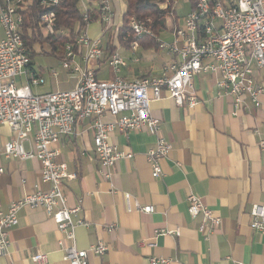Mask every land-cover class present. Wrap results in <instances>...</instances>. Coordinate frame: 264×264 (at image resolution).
<instances>
[{
    "label": "crops",
    "instance_id": "obj_1",
    "mask_svg": "<svg viewBox=\"0 0 264 264\" xmlns=\"http://www.w3.org/2000/svg\"><path fill=\"white\" fill-rule=\"evenodd\" d=\"M114 6L121 20L126 4L121 0ZM97 27L99 32L101 27ZM114 45L127 64L120 77L128 81L159 77L172 60L166 53L169 62L156 70L142 65L141 51L152 49L141 46L133 52L118 41ZM94 67L99 80L113 79L108 61L103 59ZM217 81L211 75L194 78L199 104L192 109L178 106L166 92L160 101L152 102V116L161 123L160 137L171 145L160 179L152 178L147 160L157 137L146 131H115L110 136L111 144L133 155L117 163L110 179L99 173L88 121L79 123L75 134L63 139L58 161L77 176L65 182V194L69 206L81 208L80 217L88 224L77 228L76 246L89 250L101 241L109 246L103 257L90 256L91 264H150L153 258L168 264H264V235L250 227L253 205L264 203L263 151L259 146L264 140V96L260 108L245 99L234 115L232 100L217 96ZM258 81L264 84V70ZM0 140H12L7 125L0 124ZM0 162L5 170L0 175V213H7L13 203L37 188L50 190V184L41 182L38 160L1 157ZM190 195L199 197L221 218V224L200 233L201 219L193 220L188 213ZM136 205L152 207V213L138 211ZM18 219L10 232L8 254L0 257V264H35L32 259L39 254L47 257L44 264H69L64 248L70 242L45 211L23 208ZM111 227L113 231L108 232Z\"/></svg>",
    "mask_w": 264,
    "mask_h": 264
},
{
    "label": "built area",
    "instance_id": "obj_2",
    "mask_svg": "<svg viewBox=\"0 0 264 264\" xmlns=\"http://www.w3.org/2000/svg\"><path fill=\"white\" fill-rule=\"evenodd\" d=\"M118 1L121 0H80L85 27L77 31L74 44L65 46L61 60L62 68L78 79L75 89L39 95L33 89L44 86L46 81L34 70L23 38L24 0H0V26L4 32L0 40V124L10 127L12 133L11 141L0 140V158L38 160L41 182L51 185L48 191L37 188L13 203L7 213H0V257L8 254L10 232L19 224L18 215L23 208L43 210L54 220L70 242L64 248V259L69 264H91L90 256L103 257L109 251L102 241L89 250H79L76 246L77 228L88 224L80 217L79 206H69L64 184L77 176L69 173L67 164L58 158L63 139L73 136L79 123L89 122L99 173L106 179L112 177L119 161L133 157L110 143L115 131L123 134L146 131L156 136V145L148 151L147 160L151 176L157 180L163 177L162 164L171 152V145L160 137L161 123L152 116L151 104L160 101L164 92L178 106L195 108L199 98L193 80L198 75H211L218 78L217 96L232 100L234 115L241 111L245 99H250L256 109L262 106L264 84L258 80L264 70V0H199L184 18L185 27L175 29L172 44L160 41L145 21L131 18L124 37L125 42L130 41L131 50L137 52L140 41L151 38L172 60L163 66L159 77L128 81L120 77L127 64L115 53L108 59L114 77L101 81L92 63L105 57L102 37L110 32L117 34L123 27L114 6ZM59 4L60 0H42V6L47 9ZM93 12L97 13L101 27L97 37L89 34ZM55 22L53 11L44 14L42 31L54 34ZM48 74L54 79L58 77L56 69L48 70ZM106 117L113 120L107 122ZM259 146L264 164V140ZM4 172L0 162V175ZM125 198L130 201L129 195ZM188 204L190 217L201 219L200 233H208L221 224V218L196 195L188 197ZM136 206L138 211L152 213V207ZM250 215L251 229L264 235V203L253 205ZM107 230L112 232L113 228ZM161 233L179 234L178 231ZM32 260L44 264L47 257L39 254ZM150 264L168 262L153 258Z\"/></svg>",
    "mask_w": 264,
    "mask_h": 264
},
{
    "label": "trees",
    "instance_id": "obj_3",
    "mask_svg": "<svg viewBox=\"0 0 264 264\" xmlns=\"http://www.w3.org/2000/svg\"><path fill=\"white\" fill-rule=\"evenodd\" d=\"M126 4V12L122 17L123 27L118 33L109 34L105 48L104 61H108L109 57L116 53L115 41L121 45L130 47V41L125 42L124 37L128 32V23L131 18L145 21L147 26L153 29L156 36L165 28L164 22L169 14L175 13L176 0H122ZM192 6L191 11L196 8L199 0H189ZM215 1V0H214ZM167 3L165 9L162 6ZM24 11L22 33L25 44L27 45L31 59L34 60L36 48L40 47L42 54H48L44 48H51V55L61 61L64 56L63 49L67 44H74L78 33L84 29V12L80 4V0H60V4L52 8H44L42 0H24ZM53 11L56 14V22L54 25V34H45L41 29V17ZM93 21L97 18V13L90 14ZM79 32L77 33V31ZM142 47L146 49H154L160 51L158 43L151 38H144L140 41Z\"/></svg>",
    "mask_w": 264,
    "mask_h": 264
},
{
    "label": "rangeland",
    "instance_id": "obj_4",
    "mask_svg": "<svg viewBox=\"0 0 264 264\" xmlns=\"http://www.w3.org/2000/svg\"><path fill=\"white\" fill-rule=\"evenodd\" d=\"M164 4L163 9H165ZM192 6L189 0H176L175 1V13L169 14L167 19L164 22L165 28L160 31L159 40L168 44H172L174 41L173 34L177 25L184 28L185 23L183 22L184 18L191 12ZM99 21L95 19L93 24L90 27V36L96 37L101 34L98 32ZM4 32L0 26V39L3 37ZM109 35H105L103 38L104 44L107 43ZM60 50H64L62 47H58ZM44 50L48 54H42L40 47L36 48V55L34 56L33 60V67L34 70L44 76L45 85L42 87H38L35 89V93L49 91V92H67L72 91L75 89V86L78 82L76 75H72L65 71L62 68L61 61L51 55V48L49 46H45ZM141 51V50H140ZM141 54L144 55V59H142V65L150 66L155 68L156 70H160L161 66L164 63L169 62L168 58L166 57V52L160 50L157 52L156 50L152 49L151 51H141ZM97 63H92V65ZM104 68L107 69L105 66ZM56 69L58 71V77L56 79L52 78L48 74V70ZM106 71V70H105ZM107 72V71H106ZM107 75V73L105 74ZM101 77V76H100ZM106 78V77H104ZM39 94V93H38Z\"/></svg>",
    "mask_w": 264,
    "mask_h": 264
}]
</instances>
